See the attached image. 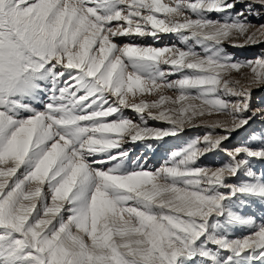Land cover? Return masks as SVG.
Listing matches in <instances>:
<instances>
[{"label": "snow or ice", "instance_id": "obj_1", "mask_svg": "<svg viewBox=\"0 0 264 264\" xmlns=\"http://www.w3.org/2000/svg\"><path fill=\"white\" fill-rule=\"evenodd\" d=\"M251 17L264 0H0V264H264V54L227 50L264 44Z\"/></svg>", "mask_w": 264, "mask_h": 264}, {"label": "rangeland", "instance_id": "obj_2", "mask_svg": "<svg viewBox=\"0 0 264 264\" xmlns=\"http://www.w3.org/2000/svg\"><path fill=\"white\" fill-rule=\"evenodd\" d=\"M169 3L170 0H165L164 3ZM162 17L163 14H158ZM215 18V17H214ZM252 23L255 25H260L264 23V18L256 19L254 17L250 18ZM261 39H264V37H260ZM119 42V40L117 41ZM125 42H127L125 40ZM175 39L173 36L165 35L163 39L160 41L159 44H154L153 46H163L164 44H170L174 43ZM239 43H242V41H238ZM144 43L152 44L151 40L144 41ZM227 47V44H226ZM228 52L232 53L237 59L245 60V59H254L258 57L260 54H264V44H257L252 47H243V48H227ZM250 71V70H245ZM232 78L239 80L241 85L246 86V81L243 80L239 74L233 72ZM168 95L175 96L176 93L174 92H168ZM144 98L147 100H153L155 99V95L145 93L143 94ZM130 100L133 99V97L130 95ZM140 94H137L135 97L136 100H139ZM264 100V90L261 91H255L254 92V101L255 104L261 103V101ZM125 115L133 118L135 121L137 118V115L132 110H126ZM226 120L227 118L224 116H205L202 118L204 123L211 124L215 120ZM201 121H197V123H200ZM149 125L152 127H158V128H164L167 127L166 123L157 122V121H148ZM253 127H259V120L256 121V123L253 125ZM208 129L205 127H194V128H186L185 131L178 135L177 137H169L166 138V143H157L155 140L148 141V143L152 144L151 150H149L147 147L144 146L143 143H138L136 145L129 144L128 147H132L133 151L131 153V159L134 160L137 156H140L143 159H146L147 165L151 166L152 168H159L163 161L168 157V154L170 151L174 149H180L182 146L186 145V142L189 141L191 138L194 137H202ZM220 130L217 129V132ZM242 135V134H241ZM241 135H237L233 137L231 141H229L230 144H235L241 139ZM222 162V157L219 156H208L205 159H202L200 161L201 164L205 165H213L217 166L219 163ZM130 163V162H129ZM246 229H238L234 234L239 236L246 232Z\"/></svg>", "mask_w": 264, "mask_h": 264}, {"label": "bare ground", "instance_id": "obj_3", "mask_svg": "<svg viewBox=\"0 0 264 264\" xmlns=\"http://www.w3.org/2000/svg\"><path fill=\"white\" fill-rule=\"evenodd\" d=\"M165 0H162V2H164ZM166 3V2H165Z\"/></svg>", "mask_w": 264, "mask_h": 264}]
</instances>
